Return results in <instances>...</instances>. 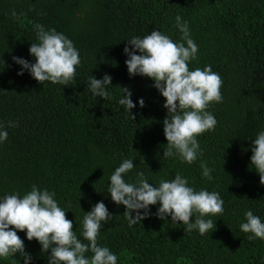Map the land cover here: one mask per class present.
I'll use <instances>...</instances> for the list:
<instances>
[{"label": "trees", "instance_id": "trees-1", "mask_svg": "<svg viewBox=\"0 0 264 264\" xmlns=\"http://www.w3.org/2000/svg\"><path fill=\"white\" fill-rule=\"evenodd\" d=\"M177 15L198 45L189 70L210 65L223 81L222 102L206 109L217 124L196 137L202 155L191 164L178 154L163 156L166 99L151 78L130 77L124 53L128 39L152 30L184 42ZM36 24L63 33L78 49L81 63L68 85L39 83L27 70L17 75L22 66L13 56L35 63L29 48L39 43ZM105 74L112 77L110 98L93 95L89 86L90 78ZM119 86L132 93L134 118L119 104ZM10 121L17 126L9 127ZM0 125L8 132L0 142V199L23 197L33 185L54 192L84 243L83 218L103 202L112 219L102 222L97 242L117 256V264H264V240H249L253 234L239 227L248 210L264 222V185L251 165L252 141L264 131V0H0ZM125 159L135 165L126 182L135 183L143 172L158 187L179 174L197 192H218L223 213L203 217L213 229L201 235L171 216L162 220L159 202L129 227L125 206L108 193L110 177ZM201 162L212 179L202 175ZM16 231L32 257L29 264H48L50 250L42 252L26 230ZM0 264L25 262L17 253L0 257Z\"/></svg>", "mask_w": 264, "mask_h": 264}, {"label": "clouds", "instance_id": "clouds-1", "mask_svg": "<svg viewBox=\"0 0 264 264\" xmlns=\"http://www.w3.org/2000/svg\"><path fill=\"white\" fill-rule=\"evenodd\" d=\"M12 16H16L15 11ZM175 19L184 42H174L159 30H152L143 38L132 37L124 48L128 57L125 63L130 77L140 75L151 78L153 86L166 99L164 107L168 115L163 121V130L167 148L163 156L168 158L178 154L191 164L202 155L196 137L214 130L217 124L214 115L206 109L211 102H222L220 89L223 81L210 65L203 70H189L188 62L196 58L198 45L191 39L188 22L183 21L179 15ZM34 27L39 43H32L29 53L35 57V63L13 56V61L22 66L17 75H23L24 70H27L39 83L50 81L53 84L68 85L76 75V67L81 63L78 49L72 40L54 28L45 30L41 24ZM108 85H112V77L108 74L102 79H96L95 76L90 78L89 86L97 97L110 98L106 90ZM120 88L123 95L119 104L125 106L134 118L131 109L136 104L131 99L132 93L127 87ZM138 103L141 108L144 107L143 98ZM8 126L17 125L10 121ZM7 137L8 132L0 125V142L7 140ZM251 150V165L259 174L260 183L264 185V131L252 141ZM134 166L132 159L123 160L111 175L108 187L112 201L125 206L124 215L129 227L147 218L150 215L149 206L159 202L156 215L160 219L171 216L172 222L187 225L186 231L198 229L201 235L213 229V221L203 217L223 213L224 201L218 192H197L179 174L170 181H160L158 187L150 184L143 172L137 173L135 183L126 182L124 176ZM200 166L203 169L202 175L212 179V170L206 162H201ZM54 196V192L33 185L31 191L23 197L14 193L0 199V257L7 258L19 253L25 264H29L32 257L25 252L24 241L16 231L26 230L27 239L37 240L42 246V252L50 250L48 264H117V256L97 242L102 222L107 223L112 219L106 205L97 202L91 211L86 212L82 235L88 243H84L73 232V222L67 219L66 211L58 206ZM194 214L198 215L192 222ZM245 218L246 222L240 224V230L253 234L248 236L249 240H264V222H261L260 217L248 210ZM89 251L93 253L90 259L85 256Z\"/></svg>", "mask_w": 264, "mask_h": 264}]
</instances>
